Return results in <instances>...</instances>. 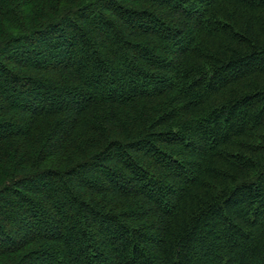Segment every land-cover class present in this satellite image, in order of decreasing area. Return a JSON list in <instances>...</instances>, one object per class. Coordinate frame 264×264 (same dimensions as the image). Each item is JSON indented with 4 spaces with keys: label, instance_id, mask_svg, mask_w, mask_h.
<instances>
[{
    "label": "trees",
    "instance_id": "16d2710c",
    "mask_svg": "<svg viewBox=\"0 0 264 264\" xmlns=\"http://www.w3.org/2000/svg\"><path fill=\"white\" fill-rule=\"evenodd\" d=\"M0 264H264V0H0Z\"/></svg>",
    "mask_w": 264,
    "mask_h": 264
}]
</instances>
